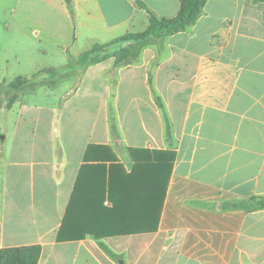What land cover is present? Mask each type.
I'll list each match as a JSON object with an SVG mask.
<instances>
[{"label":"crops","instance_id":"crops-1","mask_svg":"<svg viewBox=\"0 0 264 264\" xmlns=\"http://www.w3.org/2000/svg\"><path fill=\"white\" fill-rule=\"evenodd\" d=\"M62 1L74 43L149 24L138 0ZM140 1L161 17L181 6ZM159 45L75 84L66 71L48 101L6 109L0 250L40 244L39 264H264V2L208 0Z\"/></svg>","mask_w":264,"mask_h":264},{"label":"rangeland","instance_id":"rangeland-1","mask_svg":"<svg viewBox=\"0 0 264 264\" xmlns=\"http://www.w3.org/2000/svg\"><path fill=\"white\" fill-rule=\"evenodd\" d=\"M67 8L62 0H46V3L39 0H0V130H6L10 120L16 119V112L12 114L6 111L15 94L8 86L10 82L22 76L29 80L28 83H33L31 87L17 92L19 96L16 101L30 94L29 102H46L49 100L47 93L54 96L65 90L66 77L63 74L69 71L67 67L73 54L79 59L94 44L109 43L93 44L92 35L77 36L78 40L74 43L73 24L66 17ZM141 30L145 29L137 28L131 32ZM166 38L158 39L159 47L164 46ZM132 43L136 42L123 41L106 48L99 47L91 57L101 58ZM109 58L115 60V57ZM74 64L72 73L76 77L73 84L88 66L77 62ZM1 135H5V132Z\"/></svg>","mask_w":264,"mask_h":264},{"label":"trees","instance_id":"trees-1","mask_svg":"<svg viewBox=\"0 0 264 264\" xmlns=\"http://www.w3.org/2000/svg\"><path fill=\"white\" fill-rule=\"evenodd\" d=\"M207 1L208 0H181L180 11L176 16L161 17L149 9L142 1L138 0L137 4L147 9L149 13V24L144 31L128 32L104 45L96 43L92 49L84 52L79 59L71 56L70 63L68 67H66L68 70H72L75 67V62L89 66L108 59L109 57H115L116 64L122 62L131 63L134 59L139 58L145 46L157 44L158 39L166 38L193 25L203 13ZM256 1L264 2V0ZM67 4L70 6V0H67ZM123 41H133L136 43H132L128 47H122L114 53L106 54L101 58L91 57L94 53L98 52L99 47L106 48ZM28 82L29 80L27 78L20 76L9 83L8 86L11 91L15 92L12 100L8 103L9 108L12 107L18 98L19 95L17 92L33 85V83ZM259 205L264 208L263 199L260 201ZM41 254L42 246L40 244L5 247L0 250V264H39Z\"/></svg>","mask_w":264,"mask_h":264}]
</instances>
